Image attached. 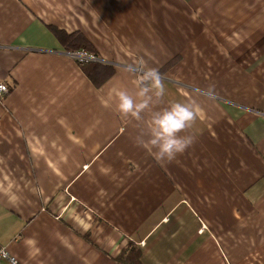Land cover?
I'll return each mask as SVG.
<instances>
[{
    "label": "crops",
    "instance_id": "1",
    "mask_svg": "<svg viewBox=\"0 0 264 264\" xmlns=\"http://www.w3.org/2000/svg\"><path fill=\"white\" fill-rule=\"evenodd\" d=\"M52 28L112 74L89 78ZM141 61L164 77L154 110L201 107L164 166L116 110ZM0 80V245L18 264H264V0H0Z\"/></svg>",
    "mask_w": 264,
    "mask_h": 264
},
{
    "label": "clouds",
    "instance_id": "2",
    "mask_svg": "<svg viewBox=\"0 0 264 264\" xmlns=\"http://www.w3.org/2000/svg\"><path fill=\"white\" fill-rule=\"evenodd\" d=\"M141 73L134 80L136 91L117 90L118 114L140 125L135 143L164 166L184 154L195 143V136L183 134L197 121L201 107L196 100L176 101L162 110H154L165 94L164 77L158 68L141 61ZM102 103L107 106L106 101ZM145 114L148 119L145 120Z\"/></svg>",
    "mask_w": 264,
    "mask_h": 264
},
{
    "label": "trees",
    "instance_id": "3",
    "mask_svg": "<svg viewBox=\"0 0 264 264\" xmlns=\"http://www.w3.org/2000/svg\"><path fill=\"white\" fill-rule=\"evenodd\" d=\"M53 29V28H52ZM54 33L56 34V36L59 37L60 41L63 43V45H68L69 43L73 42V41H77L79 43V46L85 47L87 44L86 39L80 35L81 33L77 32H72V33H66L63 30H56L53 29ZM112 67L109 65H106L104 63H100V62H94L93 65L90 67V69H88L87 71H85L87 73V76L89 78H91L92 80L97 79V84L101 81H103L104 79H106L107 77H109L112 74ZM133 260L130 262V260L126 259V257L121 254L120 257L118 258V261L120 264H132V263H137V254L135 253L133 258Z\"/></svg>",
    "mask_w": 264,
    "mask_h": 264
},
{
    "label": "built area",
    "instance_id": "4",
    "mask_svg": "<svg viewBox=\"0 0 264 264\" xmlns=\"http://www.w3.org/2000/svg\"><path fill=\"white\" fill-rule=\"evenodd\" d=\"M70 58H73L78 64H85L99 61L94 54H91L86 49L80 48L69 52ZM9 86L5 81L0 80V102H2L9 92ZM0 264H18V260L3 245H0Z\"/></svg>",
    "mask_w": 264,
    "mask_h": 264
}]
</instances>
